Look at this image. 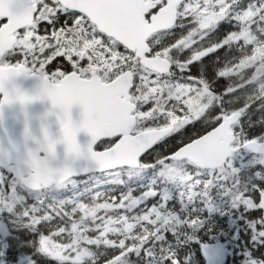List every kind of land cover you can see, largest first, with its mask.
Instances as JSON below:
<instances>
[{
    "label": "snow or ice",
    "instance_id": "snow-or-ice-1",
    "mask_svg": "<svg viewBox=\"0 0 264 264\" xmlns=\"http://www.w3.org/2000/svg\"><path fill=\"white\" fill-rule=\"evenodd\" d=\"M262 2L0 0V28L10 31L12 37L0 46V66L6 69L0 74V130L4 127L5 107L17 104L23 110L27 132V106L46 99L50 107L43 117L54 119L60 132L59 140L51 141L49 148L62 143L74 157L71 207L77 199L88 203L93 197L97 201L107 199L111 204L122 202L109 211L123 214L133 225L127 238L121 236L123 246L119 241L101 246L81 241L82 247L105 248L93 258L74 259L79 248L74 251L71 246L63 247L59 256L45 251L42 245L49 242H53V251L57 245H70L68 229L80 209L69 214L66 206L60 212L45 200L34 199L31 189L16 186L13 181L17 160L12 151L3 154L5 144L0 142V196L23 192L27 210L23 218L26 227H21L10 209L0 208V264H10L25 255L31 259L23 264H36L37 258L53 264H113L115 257H120L115 264H201L200 256L203 264H221L226 252L233 253L231 264H264V115L256 121L242 119L256 100L264 102V95L239 104H233L231 99L225 101V97H236L249 85L220 91L216 82L225 80V76L219 70L213 76L204 63L210 54L240 50L238 46L244 41L233 39L234 32L226 33L222 39H216L214 33L226 24L238 31L240 9L255 7L264 12ZM202 9L206 11L202 13ZM162 10L171 14L170 23L148 29L143 43L134 44L126 22L142 15L144 24L154 26ZM160 36L174 39L164 43ZM216 57L215 63L219 64L220 55ZM156 58L167 61L166 69L153 66ZM24 77L38 81L33 92L19 85L18 80ZM184 83L197 85L188 96L195 97L204 84L217 101L212 119L200 125V131L187 143L217 128L230 129L233 151L228 176L221 178L222 174L213 170L209 178L207 170L185 161L188 178L178 180L171 167L175 153L185 145L182 136L176 140L177 135L196 128L202 118L162 127L173 116L188 114L186 97L177 99L170 95ZM73 106L79 107L78 120L72 117ZM145 128H155L158 134L146 142L135 159L106 166L105 157L122 147L128 137L142 139ZM41 130L49 135L47 127L42 126ZM80 132L88 136L83 145L77 140ZM170 137L172 146L167 153L153 160L154 149L168 145ZM6 138V144L15 150L11 138ZM257 146L261 152L254 150ZM133 168L140 169V174L126 182L118 181L124 187L115 198L95 192L98 182L87 187L90 173L118 175L121 170H128L131 177ZM79 185H86L82 192L75 191ZM222 214L239 223L227 230L219 227L216 218ZM88 231L91 234L92 230ZM143 231L149 232L148 239L138 249L125 252L129 244L137 242V232Z\"/></svg>",
    "mask_w": 264,
    "mask_h": 264
},
{
    "label": "water",
    "instance_id": "water-1",
    "mask_svg": "<svg viewBox=\"0 0 264 264\" xmlns=\"http://www.w3.org/2000/svg\"><path fill=\"white\" fill-rule=\"evenodd\" d=\"M138 4L146 3L144 0H136ZM171 2V0H170ZM171 21V14L162 10L161 15L154 21L153 25L143 23V17L139 19L133 16L128 20V31L133 38V43L139 46L143 43V36L148 29L162 28L167 26ZM12 39L10 31L4 28L0 29V46H3ZM153 66L166 69L167 61L163 58H156L152 61ZM6 69L0 67V74ZM19 85L29 92H33L38 85L32 77H24L18 80ZM50 107L49 102L34 101L27 106L28 112V130L25 131V117L23 110L17 104L6 106L4 127L0 130V142L5 145L3 154L6 155L12 151L14 159L17 160L15 179L28 189L37 191L40 188H50L54 184L60 185L72 177L74 171L72 154L65 151L62 143H55L50 149L49 144L53 140H59V127L54 119L48 117L45 119L43 113ZM72 117L74 120L79 119V107L73 106ZM42 126L48 128L49 135H45L41 130ZM11 138L15 150L11 145L6 144L7 138ZM158 134V130H150L144 132V137H128L123 146L117 148L111 155L105 157L106 166L111 167L115 164H127L130 160L143 151L146 142H150L154 136ZM88 136L84 132L78 133L77 140L80 144L86 143ZM233 139L230 129L224 127L209 131L207 135H203L184 145L175 153L174 160H188L202 169H215L221 167L228 158L231 157L233 148H231V140ZM245 144L253 145L255 141H248ZM261 152L259 146L255 149ZM264 155V154H262ZM93 174V173H90ZM223 243V242H222ZM232 255L226 252L221 264H225L227 256ZM202 257V256H201ZM203 258V257H202ZM204 260V258H203Z\"/></svg>",
    "mask_w": 264,
    "mask_h": 264
},
{
    "label": "trees",
    "instance_id": "trees-1",
    "mask_svg": "<svg viewBox=\"0 0 264 264\" xmlns=\"http://www.w3.org/2000/svg\"><path fill=\"white\" fill-rule=\"evenodd\" d=\"M262 7H264V2L261 4ZM249 10L250 13L252 14L251 19L247 20L248 21V29L250 31V34L252 36L251 41H244L243 44L239 45V51L238 52H233V53H228V50L225 49V51H219L218 53H213L210 54L209 56L205 57L204 63L207 66L208 69L212 70V75H215V72L219 70L221 74L224 72L234 70L239 64L243 63L244 60L246 59H252V64L248 65L247 67H244L240 70H238L236 73H227L223 74L225 76V80H218L216 82V85H218V90L223 91L225 88H230L231 87H240L242 84H248L249 88L246 90L241 91L240 93L237 94L236 97H225V101L231 99L233 101V104H239V103H244V102H251L254 100L257 96L264 95V12L260 11L259 8L255 7H247V8H241L240 10ZM230 32H235L232 29V25H225L224 27L218 28L216 32L214 33V36L216 39H222L223 36L226 33ZM159 39L167 43L171 39H174L172 36H160ZM206 44L209 43V41L205 42ZM251 44L252 47L248 48L246 47L247 44ZM217 55H220V63L216 64L215 61L217 59ZM238 61V62H237ZM251 69V71H249ZM197 73L200 70V65H197L196 69ZM215 87V85H213ZM261 115H264V102L260 100H256L254 104L251 105V111L248 115H245L242 119L243 121H247L248 119H251L252 121H256L260 118ZM200 131V126L198 125L196 128H189L186 132L182 134H178L176 137V140L179 141L181 139V136L185 140V143L189 139V137H195L197 132ZM250 132H252V129H249ZM170 143L166 146L161 144L159 147L155 148L154 151L152 152V159L156 160L158 158V155H164L167 153V148L172 146V139L171 137L169 138ZM245 142V141H244ZM185 161L182 162H176L173 161L172 164H178L179 165V170L175 171V175L178 180H184L188 178V174L184 171V164ZM188 163V162H187ZM141 170L140 169H131V177L129 176L128 170H121L116 177L113 179L109 178V175H103V174H94L90 175L87 177L89 179V185L87 187H90L94 183H99V187L94 189L95 192H100L102 191L104 193V196H112L115 198V196L118 194L119 190L124 187V185H121L117 183L118 181H128L130 178H134L137 174H140ZM208 182V178H206L205 183ZM19 188H23L21 185L18 186ZM86 187V185H79L78 188L75 191H81L83 188ZM23 193V192H21ZM44 193V195H41ZM58 193H67V195H57ZM24 194V193H23ZM36 194L41 196L42 200H45L46 202L49 203V205H54L55 210H59L60 212L64 211V208L66 206H69V214L71 211H74L75 208H79L82 205L85 204H90L94 208L100 207L101 205L105 203H109L107 199H102L100 201H97L95 197L92 198V200L88 203H85L83 200L77 199L75 206L71 207L72 205V198L74 195V191L72 190L71 186V180L66 182L65 184L54 187L53 189H48V190H41L39 192H32V196L34 199H38L36 197ZM25 196L23 195L21 197V203L18 201V204H16L12 210L13 212V217L16 219L17 223L21 227H26L27 222L24 221V216L25 214ZM59 200L61 202H59ZM58 203V204H57ZM122 204V202H121ZM121 204H113L116 207H120ZM101 210H98L95 214L96 220L95 222H92L93 226L89 227L88 230H92L91 234L87 230L85 232V235H83L85 238H90L92 240V243L88 244H96L98 246L101 245H112L115 244L117 241H119V244L123 246L124 244V239H121V236L124 238H127L131 232L132 228V223L128 220H126L125 223H122L121 225L119 224H113L110 227L107 228L108 224L104 229L100 228L99 225H106L104 221H101V216H99V212ZM113 218V219H119L124 217L123 214H115L109 212V215L106 216V218ZM229 217L228 215H219L216 218V223L219 225V227L227 230L229 229L230 226V221L228 220ZM111 221V220H110ZM31 222V220L29 221ZM81 222V217L80 214L78 217L72 221V223L69 226V229L72 230L73 226L77 225ZM239 222H236V224H232L233 226L237 225ZM97 226L95 228V225ZM99 231H96V230ZM78 232V231H77ZM109 233H119L120 236H114L110 237L108 234ZM72 236V235H71ZM149 237V232L148 231H143V232H137L136 234V240L137 242L134 244H129L128 248L125 249V252L136 248L138 249L140 244H142L144 241H146ZM209 242H212V238L208 237ZM221 241H223V237L220 238ZM82 247L81 245H79ZM85 252H84V257L87 258H93L95 255L99 253H103L105 251L104 247H96V248H87L85 247ZM123 255V253L121 254ZM23 258H26L27 260H30L31 258L28 257L27 255L25 256H18L17 261H11L10 264H17L20 260H23ZM120 259V257H115L113 260V264L115 263V260ZM200 259V257H199ZM36 264H53L52 261H44L42 258H37ZM125 264H128L127 261H125Z\"/></svg>",
    "mask_w": 264,
    "mask_h": 264
},
{
    "label": "rangeland",
    "instance_id": "rangeland-1",
    "mask_svg": "<svg viewBox=\"0 0 264 264\" xmlns=\"http://www.w3.org/2000/svg\"><path fill=\"white\" fill-rule=\"evenodd\" d=\"M225 7H227V5H225ZM201 11L203 13L206 10L202 9ZM218 11L222 12L223 9H219ZM251 17H252V15L248 9L239 11L238 20H239L240 27H239L238 31L234 32V35L232 36L233 39L243 38L244 41H251L253 39L251 34H250V31L248 29V24H247L248 23L247 20L250 19ZM252 61H253L252 59H246L243 61V63L239 64L234 70L224 72L223 74L225 75L227 73H236L238 70H240L244 67H247L248 65H251ZM196 88H197V85H195V84L184 83V84L177 85V87L172 90L170 95L174 96L175 98H180L181 96L186 97V99L184 100V103H186L188 105V114L182 115V116H173L169 120V124H174L176 122L184 121L187 119H196L197 116H202V118L199 121V126H200V125H203L205 122L210 121L212 119V117L214 115V112L212 109H213L214 104L217 102L215 97L213 95L209 96V95L205 94L202 91L201 86L199 87V91L196 93L195 97L187 95V93L190 90L196 89ZM145 129H149V128H145ZM261 158H264V156H262ZM231 163H232V160L230 162H228L226 164V166H223L222 168L216 170L217 173L222 174L221 178H223L224 176L230 175ZM171 167L175 171L179 170V168H180L178 164H172ZM212 174H213V171L208 172V177L211 178ZM114 177H116V175H109L110 179H113ZM13 183L16 186H20L19 182L16 180H14ZM51 189H53V188H51ZM23 195L24 194L21 192H13V193H9V194H5V195L0 196V208H3L5 210L10 209L12 212L14 206L16 204H18V201H20V203H21V197ZM41 195H44V193H42ZM36 197L38 199H41V196H39L38 194H36ZM59 202H61V201L59 200ZM93 206H91L90 204H85V205H82L79 207L81 222L78 224V226L74 225L72 230L68 229V231L72 235L70 245H57L56 250L53 251L52 248L50 247V245L53 242H49L47 244L42 245V247H44L45 251L50 252V254L59 256L61 254V250L63 247L71 246L72 250H74V251L77 248H79V251L77 252V255H76V257H74V259L83 258L84 252H85V250H84L85 247H80L79 245H80L81 241H85L87 243H92V240L90 238H85L83 235H85V232H87L89 227L93 226L92 222H95V220H96L95 214L98 210L103 209V211H100L98 215L102 217L100 222L104 221V223H106V225H102V224L99 225L100 228L104 229L109 223L110 224L107 226V228L113 224L121 225L122 223H125L127 220V219H124L123 217H121L117 220L113 219L111 217L106 218V216L109 215V212H110L109 210L116 207L115 205H113L111 203H105V204L101 205L100 207H98V205H97L96 208H94ZM12 214H13V212H12ZM25 214H27L26 209H25ZM233 215H234V213H233ZM228 220L230 221L231 227L234 224H236V222H238L235 219H231V220L228 219ZM99 226H97V224H96L95 228L99 227ZM25 260H27V259L23 258V260H20L17 264H23V262Z\"/></svg>",
    "mask_w": 264,
    "mask_h": 264
},
{
    "label": "flooded vegetation",
    "instance_id": "flooded-vegetation-1",
    "mask_svg": "<svg viewBox=\"0 0 264 264\" xmlns=\"http://www.w3.org/2000/svg\"><path fill=\"white\" fill-rule=\"evenodd\" d=\"M233 256V254H232ZM232 256L227 257L226 263L225 264H231ZM201 264H203V261L201 260Z\"/></svg>",
    "mask_w": 264,
    "mask_h": 264
}]
</instances>
